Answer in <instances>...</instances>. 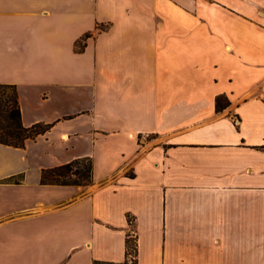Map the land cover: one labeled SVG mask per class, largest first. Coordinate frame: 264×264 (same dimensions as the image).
I'll return each mask as SVG.
<instances>
[{"label": "crops", "instance_id": "crops-1", "mask_svg": "<svg viewBox=\"0 0 264 264\" xmlns=\"http://www.w3.org/2000/svg\"><path fill=\"white\" fill-rule=\"evenodd\" d=\"M0 83L51 124L0 144V264H264V0H0Z\"/></svg>", "mask_w": 264, "mask_h": 264}, {"label": "trees", "instance_id": "trees-1", "mask_svg": "<svg viewBox=\"0 0 264 264\" xmlns=\"http://www.w3.org/2000/svg\"><path fill=\"white\" fill-rule=\"evenodd\" d=\"M84 35L76 41V50H82ZM229 104L223 95L215 98V109L221 111ZM51 127L47 123H34L24 126L21 121L18 95L15 85L0 83V144L23 148L27 140L35 139ZM92 160L90 157H79L66 163L41 170V183L55 185L87 186L92 183ZM136 240L129 237L126 240V255L133 254V264H136ZM124 262L122 264H127ZM93 264H113L110 262L94 261Z\"/></svg>", "mask_w": 264, "mask_h": 264}, {"label": "rangeland", "instance_id": "rangeland-1", "mask_svg": "<svg viewBox=\"0 0 264 264\" xmlns=\"http://www.w3.org/2000/svg\"><path fill=\"white\" fill-rule=\"evenodd\" d=\"M74 145L75 146L71 150H74L73 152L75 153L78 149H80V145L77 143H74ZM37 148L38 160L44 164L53 160L56 161L57 159H64L66 156L70 155L69 152L64 150L63 145L55 140L53 143L47 144L41 142L37 145ZM127 264H133V262L131 261Z\"/></svg>", "mask_w": 264, "mask_h": 264}, {"label": "built area", "instance_id": "built-area-1", "mask_svg": "<svg viewBox=\"0 0 264 264\" xmlns=\"http://www.w3.org/2000/svg\"><path fill=\"white\" fill-rule=\"evenodd\" d=\"M129 259H130V262L134 259V255L133 254H129Z\"/></svg>", "mask_w": 264, "mask_h": 264}]
</instances>
